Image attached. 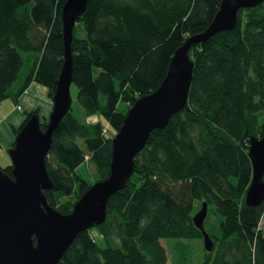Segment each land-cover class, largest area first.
<instances>
[{"label":"trees","instance_id":"1","mask_svg":"<svg viewBox=\"0 0 264 264\" xmlns=\"http://www.w3.org/2000/svg\"><path fill=\"white\" fill-rule=\"evenodd\" d=\"M65 1L0 0V102L17 104L32 82L47 86L53 100L64 61ZM221 2L89 0L72 41V85L84 114L99 115L117 131L127 114L120 104L131 106L135 94L161 85L176 49L208 28ZM21 50L34 57L20 78ZM190 54L195 66L185 109L152 131L126 187L110 198L106 221L80 233L59 264H168L163 239L203 242L193 215L204 201L215 248L205 250L203 264H264V201L257 207L245 201L250 138L264 135V2L240 9L233 30L192 45ZM72 111L73 105L46 156L53 188L44 192L62 213L108 176L113 150V134L105 135L102 123L87 124ZM33 113L47 128L49 119L33 111L13 128L16 134ZM86 152L95 164L94 181L77 172ZM12 168L2 169L12 176ZM73 194L71 204L56 205ZM211 212L216 221L206 225ZM180 240L171 243L176 264L183 263Z\"/></svg>","mask_w":264,"mask_h":264},{"label":"water","instance_id":"2","mask_svg":"<svg viewBox=\"0 0 264 264\" xmlns=\"http://www.w3.org/2000/svg\"><path fill=\"white\" fill-rule=\"evenodd\" d=\"M89 0H66L62 8L64 61L53 89L49 124L41 128L39 113H33L9 148L12 176L0 168V264H59L76 237L104 223L108 202L126 187L135 172V159L144 149L153 130L165 128L173 115L185 109L194 75L192 45L209 40L220 32L233 30L242 8H252L264 0H222L206 30L189 37L179 46L161 85L139 97L113 136L108 176L83 193L70 213L50 205L45 190L53 188L46 156L53 134L71 110L74 61L72 41L77 19ZM248 154L252 180L245 194L246 204L257 207L264 201V135L250 138ZM208 202L193 215L203 234L204 248L211 252L215 242L205 228Z\"/></svg>","mask_w":264,"mask_h":264},{"label":"rangeland","instance_id":"3","mask_svg":"<svg viewBox=\"0 0 264 264\" xmlns=\"http://www.w3.org/2000/svg\"><path fill=\"white\" fill-rule=\"evenodd\" d=\"M78 28L81 29L82 26L79 25ZM81 33H82V30H81ZM20 52H21V56L23 58V66H22L21 73L19 74V77L21 78L22 74L24 72H26L29 69V67L32 65L34 54L26 52V51H23V50H21ZM44 87L47 89L46 98L48 99V101L50 100V102H51L52 98L49 96V92H48L49 89L47 88V86H44ZM71 93H72V98H73V103H72L73 111L72 112H73V114L76 117H78L79 119L83 120V122H85L87 124L96 123V122L102 123L103 124V133L105 135L110 136V135L113 134V136H114L116 134L117 131H114V129L105 121L104 118H101L99 115L87 116V115L84 114L82 106L79 103V100L77 98L78 88H77L76 85H72L71 86ZM135 97L139 98V95L135 94ZM11 100L12 99L9 98V99H6L5 101H2V103L0 102V115L3 112V108H1L2 105L6 104V103H9ZM131 106H130L129 102L127 101L126 103H124V105L121 103L120 106H119V109L127 110V112H128L129 109L131 108ZM52 107H53V101H52ZM20 109H21V107H20ZM42 109H43V104H41L40 101H39L38 104L35 107L31 108L29 111H25V113H24L25 114V118L30 112H33V111H40L41 112ZM51 111H52V109H51ZM51 111L47 114V116H46L47 119H49ZM22 123H21V125H22ZM21 125L16 126L15 129H17ZM14 127L15 126H13L12 128H14ZM15 129H13V133H14V135L16 137V135L20 131L16 134V130ZM13 142L15 143V139L12 141V143ZM79 142L82 144L81 146L84 147V143L81 140H79ZM12 143L9 144L8 142H5L2 139H0V168L1 169L12 164V159H11V156L9 154V148L13 147V146H11ZM86 153L87 154L85 156V161L77 167V172L83 178H85V179H87L89 181H94L96 179V176H95V164L90 160L91 154H89L88 152H86ZM5 172L8 173V171H5ZM75 199H76V195L75 194L70 195V196H66V197L64 196V197L60 198V201H59V199L56 200V205L60 206V203L71 204ZM215 221H216V215L213 214V212H211L210 216H208L206 225H210L211 222L215 223ZM261 230H262L263 235H264V221L261 223ZM179 240L180 239H176V238H167V239H163V241H162V244L167 248V251H168V254H169V262H168V264H176V257H174V255H172V252H171L170 249H171V243H176ZM180 241L182 242L181 243L182 247H181V250H179V252L178 251L177 252L179 254H181V256L183 258L182 259V262H183L182 264H203L204 263V260H205L204 242H202L199 239H184V238L181 239Z\"/></svg>","mask_w":264,"mask_h":264},{"label":"crops","instance_id":"4","mask_svg":"<svg viewBox=\"0 0 264 264\" xmlns=\"http://www.w3.org/2000/svg\"><path fill=\"white\" fill-rule=\"evenodd\" d=\"M46 95L47 89L42 84L32 82L30 87L19 98L17 104L11 100L9 103L2 105L1 108H3V112L0 115V139L11 144L15 138L12 127L21 125L25 120V111H29L31 108L35 107L39 101L43 104V109L40 114H42V117H46L52 109V101H48Z\"/></svg>","mask_w":264,"mask_h":264},{"label":"built area","instance_id":"5","mask_svg":"<svg viewBox=\"0 0 264 264\" xmlns=\"http://www.w3.org/2000/svg\"><path fill=\"white\" fill-rule=\"evenodd\" d=\"M97 235V233H95Z\"/></svg>","mask_w":264,"mask_h":264}]
</instances>
